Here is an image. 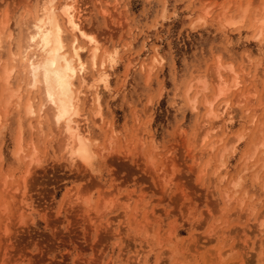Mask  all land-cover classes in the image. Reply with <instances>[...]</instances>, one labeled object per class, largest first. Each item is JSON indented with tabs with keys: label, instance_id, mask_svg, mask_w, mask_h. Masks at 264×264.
Listing matches in <instances>:
<instances>
[{
	"label": "rangeland",
	"instance_id": "374dc122",
	"mask_svg": "<svg viewBox=\"0 0 264 264\" xmlns=\"http://www.w3.org/2000/svg\"><path fill=\"white\" fill-rule=\"evenodd\" d=\"M76 1L85 33L114 57L98 87L103 122L80 98L88 163L63 158L16 58L38 0H0V264H264V40L253 20L264 0ZM238 4L243 23L224 28ZM217 62L240 86L208 125ZM28 99L42 117L26 113Z\"/></svg>",
	"mask_w": 264,
	"mask_h": 264
},
{
	"label": "bare ground",
	"instance_id": "6f19581e",
	"mask_svg": "<svg viewBox=\"0 0 264 264\" xmlns=\"http://www.w3.org/2000/svg\"><path fill=\"white\" fill-rule=\"evenodd\" d=\"M38 3L39 5L36 9V12L29 15L27 22L24 24L25 26L24 28L25 35L23 40L24 43L19 47V54L17 55L16 58L17 61H19L20 66H22V70H21L22 73L28 79V83L26 87H29L30 89L40 90V95L42 98L40 111L43 114L44 110H48L51 113L50 117L53 123L52 126H55L58 130H60V133L63 137L61 141V145L64 150L63 158L67 159L69 162H75L78 160L79 162L84 163L83 160H81L78 156L74 155V153L80 151L81 140H83L84 142V146L86 147L90 155V159L93 156V151L91 149L92 143L89 133L90 120L87 117L86 113L81 112L80 98L82 96L85 97L87 102L92 106L94 111L93 113L91 112L90 113L93 114L95 118L92 119L95 120L94 123L97 121L98 123L103 122L101 106H100V97L98 95V87L101 85L107 87L109 82V74H107L106 70L108 66L113 63L114 57L112 53L101 51V45L99 44V41L94 37L85 33L83 29L84 10L82 8H79L76 0H38ZM248 4L249 3H247V5H244L247 7V9H248ZM241 6L243 8H241ZM244 6L242 4L239 7V10H241V12L237 9L238 17L239 14H241L238 19H233L235 16L233 18L230 17L231 19H229V16L228 18H225L223 22L224 28H232L241 25L243 23L245 13L247 10L246 7ZM262 8H264V6H262ZM262 8L259 9V11L257 10V12H255L256 14L254 13V17H253L254 19L253 18L252 19L257 24L256 39L261 37V39L264 40V15L262 17L260 16V18L259 15H257L258 12L259 14L261 13ZM65 9H68L69 11H65ZM255 10L250 12L249 15H251V17L253 16L252 13ZM6 21L9 22L8 20ZM4 26L5 25H3V27ZM65 33H69L71 36V42L69 45L65 43V37H64ZM89 37H91V39H89ZM82 40L86 41V44L89 47L88 52H89L90 61L88 64L83 60L82 57V53L84 51V48L80 45V41ZM161 61L162 59L156 53L151 58L152 65L159 64ZM217 63L216 65H213L215 66V69L213 66H212L213 70L211 69L212 71L215 72V75L213 72L214 77H216L215 79L216 83L215 82L214 83L217 87L215 88L216 90L214 89L215 95L212 96L211 98L212 100L210 102L204 101L206 102V105L208 107L207 108L208 111L206 113L207 116L206 121L205 120H204L205 122L203 121L204 124H208V122L210 121L220 119V115L223 116V114L228 108V103L224 101L225 97L232 91L237 90L240 86L238 74H235L231 65L224 66L222 64H219V62ZM81 64H83L84 66L82 70H81ZM45 65L48 66L49 82L53 85L54 95L57 100V105H59V107L51 104V102L48 100L49 83H45L43 77V69ZM33 66H36L37 68L40 69V72L37 74V77L35 79H33L32 76ZM148 68L150 69V67ZM8 70L9 69H7V72L6 70L3 71V74L6 75V76L4 75V81H5V85L7 86V90L9 86L7 82L12 72V71L8 72ZM225 72L228 73L227 75L231 79L230 78L228 80L225 79L224 77ZM57 75H59L61 79L64 80L65 82V89L63 90V92L60 91V86L57 83L56 80ZM201 79L203 80V77L199 78V81L195 80L196 82L195 84L199 83V85H201L202 87V88L200 87L201 91L199 89H198L199 92L196 91L197 92L196 95L197 94L199 95L201 92H205L207 90V84H206L207 80L200 82ZM76 85H78L79 87H77ZM192 87L190 86L187 89V92L190 91ZM8 91H10V89ZM15 92H11L13 93L12 96L16 94ZM11 93H9V95ZM240 95L241 97L244 96V94H240ZM191 101H192L191 103H193L192 106L195 105L194 99ZM219 101L220 103L216 105V108L222 105V109L220 110L219 107V110L216 109L217 111H213L215 109V104ZM31 103L32 100L28 99L26 113L30 116L34 115L35 117L37 116L38 118L42 117V114H39V112L37 115V112L33 109ZM65 112L67 113V115L64 116V118L61 119L59 123H57L56 116L63 115ZM208 125H211V123ZM102 127L104 128L106 126L103 125ZM210 127L212 128L209 129L212 131L214 128L213 126ZM39 131L40 130H37V133ZM18 138H19V144H18L19 146L21 138L19 136ZM241 139H242L241 136L237 137L235 143H237ZM55 145H57V143ZM107 145L110 146V144ZM211 145L212 144L209 143V146ZM207 148H209L208 144H207ZM19 149L20 146L17 149L18 152L16 151L17 154L22 153L19 152L21 151V149L20 150ZM32 150H33L32 153L34 154V149ZM33 154L32 155L29 154V155L34 157ZM30 156L27 158L29 161L32 160L31 158H33ZM32 161H30L29 163H31Z\"/></svg>",
	"mask_w": 264,
	"mask_h": 264
},
{
	"label": "snow or ice",
	"instance_id": "6c2138e0",
	"mask_svg": "<svg viewBox=\"0 0 264 264\" xmlns=\"http://www.w3.org/2000/svg\"><path fill=\"white\" fill-rule=\"evenodd\" d=\"M65 11H69L68 9H65ZM89 39H91V37H89ZM83 64H81V70L83 69ZM40 72V69L37 68L36 66H33L32 69V76L33 79H35L37 77V74ZM43 77H44V81L45 83H49V91H48V100L51 102V104L56 105L57 107H59V105H57V100L55 98L54 95V89H53V85L49 82V75H48V66L45 65L44 69H43ZM57 83L60 86V91L63 92V90L65 89V82L64 80L61 79V77L59 75H57ZM67 113L65 112L63 115H57L56 116V121L57 123H59L61 121V119L64 118V116H66ZM75 156H78L81 160L84 161V163H88L90 160V155L86 149V147L84 146V142L83 140H81V148L80 151L77 153H74Z\"/></svg>",
	"mask_w": 264,
	"mask_h": 264
}]
</instances>
